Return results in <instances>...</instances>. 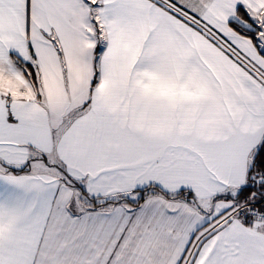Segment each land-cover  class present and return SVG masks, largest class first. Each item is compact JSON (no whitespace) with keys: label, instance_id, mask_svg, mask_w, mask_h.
Returning <instances> with one entry per match:
<instances>
[{"label":"snow or ice","instance_id":"1","mask_svg":"<svg viewBox=\"0 0 264 264\" xmlns=\"http://www.w3.org/2000/svg\"><path fill=\"white\" fill-rule=\"evenodd\" d=\"M0 264H264V0H0Z\"/></svg>","mask_w":264,"mask_h":264}]
</instances>
